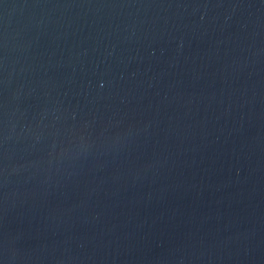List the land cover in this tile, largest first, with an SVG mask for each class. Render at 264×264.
I'll use <instances>...</instances> for the list:
<instances>
[{
    "label": "water",
    "instance_id": "1",
    "mask_svg": "<svg viewBox=\"0 0 264 264\" xmlns=\"http://www.w3.org/2000/svg\"><path fill=\"white\" fill-rule=\"evenodd\" d=\"M0 264H264V0H0Z\"/></svg>",
    "mask_w": 264,
    "mask_h": 264
}]
</instances>
